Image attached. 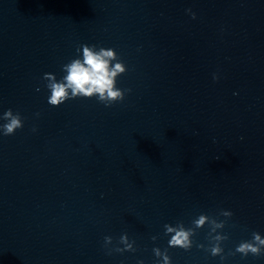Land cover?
Segmentation results:
<instances>
[{
	"label": "water",
	"instance_id": "95a60500",
	"mask_svg": "<svg viewBox=\"0 0 264 264\" xmlns=\"http://www.w3.org/2000/svg\"><path fill=\"white\" fill-rule=\"evenodd\" d=\"M84 44L114 50L113 89L130 91L48 105ZM9 108L23 127L0 135V264H164L154 248L170 264H264L235 253L264 238V0H0ZM217 243L223 261L205 250Z\"/></svg>",
	"mask_w": 264,
	"mask_h": 264
},
{
	"label": "clouds",
	"instance_id": "9594fccd",
	"mask_svg": "<svg viewBox=\"0 0 264 264\" xmlns=\"http://www.w3.org/2000/svg\"><path fill=\"white\" fill-rule=\"evenodd\" d=\"M191 12V10H187ZM192 18H195V14L191 13ZM83 49V62L80 60H74L68 68V75L64 77L66 83H52L49 82L45 87L49 90V95L47 97L48 105L52 107H59L61 104L68 100L74 98L89 99L96 94V100L102 103L105 107H110L114 103L121 102L124 100L125 94L130 91V89L121 90L120 88L113 89L112 77L116 75L117 72H123L125 69L122 64H116L114 70L110 73L108 69V61L103 57H113L114 50L101 49L99 53L93 51L94 46H88L84 44L81 46ZM84 65H87L85 67ZM43 79L49 81L54 80V77L50 73H45ZM218 79L214 74L213 80ZM68 89H71V95L68 94ZM107 93V95H105ZM37 115H39L37 113ZM0 120L4 121L0 123V135L10 136L14 135L15 132L23 127V118L19 112L14 113L11 108L7 109L0 115ZM35 131V128L32 129ZM231 215L232 213H227ZM205 217L201 216L200 220L197 221L198 226L204 223ZM167 233H174L168 241L169 247H179L185 251L190 250L192 247V241L189 239L190 231H185L183 228L180 230L173 229L165 225ZM153 239H155L153 237ZM217 240H226L227 236L216 237ZM112 238L110 236L104 237V244L111 242ZM120 242L125 244L124 249L117 248V252H124L131 248V245L127 244L126 235L120 237ZM197 247H203L202 245H197ZM209 251L212 256H220L223 261L224 256L221 255L223 252L220 245L214 244L210 249H205ZM135 251V249H132ZM153 252L156 256H162L164 264H170V258L166 255L167 249L164 250L162 254L159 248H154ZM235 253H240L242 256H248L249 254L253 256H261L264 254V238L257 232L252 233V239L248 241H242L235 249ZM235 253H230L234 255ZM108 254H111L108 252ZM138 264H143V262H138Z\"/></svg>",
	"mask_w": 264,
	"mask_h": 264
}]
</instances>
